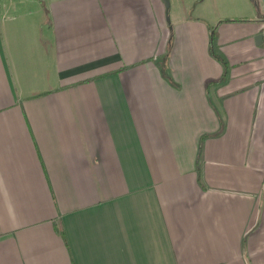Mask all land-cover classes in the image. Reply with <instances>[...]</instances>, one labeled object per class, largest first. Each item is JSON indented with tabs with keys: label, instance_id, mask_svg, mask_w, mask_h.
I'll use <instances>...</instances> for the list:
<instances>
[{
	"label": "crops",
	"instance_id": "crops-1",
	"mask_svg": "<svg viewBox=\"0 0 264 264\" xmlns=\"http://www.w3.org/2000/svg\"><path fill=\"white\" fill-rule=\"evenodd\" d=\"M255 1L0 0V264H264Z\"/></svg>",
	"mask_w": 264,
	"mask_h": 264
},
{
	"label": "rangeland",
	"instance_id": "rangeland-1",
	"mask_svg": "<svg viewBox=\"0 0 264 264\" xmlns=\"http://www.w3.org/2000/svg\"><path fill=\"white\" fill-rule=\"evenodd\" d=\"M253 1L255 0H204L202 2L204 5L202 6L204 11L202 15L204 16H209L208 13L211 12L215 16L216 22L218 23L219 21H231V20H236L235 18H241L246 16L247 14H250L249 8L251 5H253ZM256 2V1H255ZM175 6H176V0H170V12H169V17H170V25L169 29L172 34V38L170 41V45H174L175 41V34L174 31L177 29V26L175 23H173V13L175 11ZM214 18V17H213ZM167 21V18H166ZM212 27H214L217 23L215 21H212ZM168 23V22H167ZM162 60L167 59L166 56L161 57Z\"/></svg>",
	"mask_w": 264,
	"mask_h": 264
},
{
	"label": "trees",
	"instance_id": "trees-1",
	"mask_svg": "<svg viewBox=\"0 0 264 264\" xmlns=\"http://www.w3.org/2000/svg\"><path fill=\"white\" fill-rule=\"evenodd\" d=\"M258 15H261V10L260 8L258 7ZM211 31H213V29H211ZM212 39H213V36H212ZM211 52H212V56L217 60L219 61L220 63H222V65L224 66V68H226V62L224 61V59H222L217 53L214 52V49H213V41L211 43ZM227 77V73L225 71L224 75H223V79L220 81L222 82L225 78Z\"/></svg>",
	"mask_w": 264,
	"mask_h": 264
},
{
	"label": "water",
	"instance_id": "water-1",
	"mask_svg": "<svg viewBox=\"0 0 264 264\" xmlns=\"http://www.w3.org/2000/svg\"><path fill=\"white\" fill-rule=\"evenodd\" d=\"M163 2H164L165 7H166V17H167V22H168V24L170 25V17H169V12H170V0H163ZM261 2H262V4H264V0H261ZM256 5H257V7H259L257 3H256ZM261 39H263V37H262V36H259V37H258V40H261ZM261 41H262V40H261Z\"/></svg>",
	"mask_w": 264,
	"mask_h": 264
}]
</instances>
